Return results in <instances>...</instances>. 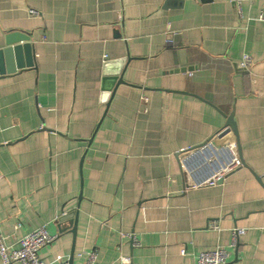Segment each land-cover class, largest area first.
I'll return each instance as SVG.
<instances>
[{
  "label": "crops",
  "instance_id": "0c3cea01",
  "mask_svg": "<svg viewBox=\"0 0 264 264\" xmlns=\"http://www.w3.org/2000/svg\"><path fill=\"white\" fill-rule=\"evenodd\" d=\"M10 34L32 64L21 52L0 74L6 245L44 226L46 264H194L216 247L264 264V0H0V49Z\"/></svg>",
  "mask_w": 264,
  "mask_h": 264
},
{
  "label": "built area",
  "instance_id": "2783aa9c",
  "mask_svg": "<svg viewBox=\"0 0 264 264\" xmlns=\"http://www.w3.org/2000/svg\"><path fill=\"white\" fill-rule=\"evenodd\" d=\"M171 40H167V44H170ZM251 65V58L248 54L242 56L240 66L247 69ZM188 75H191L189 73ZM208 143H205L202 147L207 148ZM229 149L232 153H235L236 144L231 142ZM238 165V160L235 154L232 157L231 164L216 173L211 179H208L206 184L215 185L220 180H223L225 174L230 169ZM199 184L187 181V188H195ZM208 227L212 229L217 228V224L212 221L208 224ZM244 230L240 228H234L231 231L230 247H234L237 243L238 235L243 233ZM55 239V236L49 234L44 226L38 227L34 230L26 232L20 237L15 246L6 245L2 239H0V260L1 264H46L40 257L39 251L47 244L51 243ZM183 253V251H181ZM84 258V264H94L96 260V252L93 250L83 251L80 254ZM126 260V259H124ZM227 250L221 247H216L211 250L200 251L196 255L194 264H226ZM58 264H68L67 262H60Z\"/></svg>",
  "mask_w": 264,
  "mask_h": 264
},
{
  "label": "water",
  "instance_id": "95a60500",
  "mask_svg": "<svg viewBox=\"0 0 264 264\" xmlns=\"http://www.w3.org/2000/svg\"><path fill=\"white\" fill-rule=\"evenodd\" d=\"M28 38L25 35H16L10 34L6 37L5 46L0 49V74L15 72L18 68H21V52L24 56V64L25 66H31V47L30 44L24 43L20 47L15 44L20 41H27ZM123 82L121 78L118 79L117 84ZM226 124L232 127L234 132L236 131L232 116L228 117L226 120ZM220 180L219 182H221ZM71 214L69 213V216ZM68 217V215H63L61 220ZM75 225L71 229V232L74 233ZM69 264H71V260H69Z\"/></svg>",
  "mask_w": 264,
  "mask_h": 264
}]
</instances>
